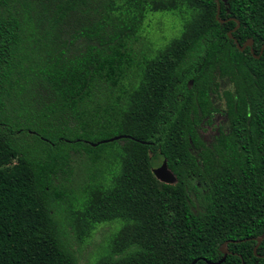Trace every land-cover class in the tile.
Returning <instances> with one entry per match:
<instances>
[{
  "label": "trees",
  "instance_id": "trees-1",
  "mask_svg": "<svg viewBox=\"0 0 264 264\" xmlns=\"http://www.w3.org/2000/svg\"><path fill=\"white\" fill-rule=\"evenodd\" d=\"M89 2H55L48 28ZM34 3L0 0V264H79L74 245L107 225L93 264H208L223 246L237 255L221 264H264V0H107L85 36L123 25L68 65L39 53L52 32L30 28ZM155 14L181 29L135 64L129 41ZM97 81L115 92L103 114L83 109ZM74 155L97 171L80 197ZM164 161L175 184L153 173Z\"/></svg>",
  "mask_w": 264,
  "mask_h": 264
},
{
  "label": "rangeland",
  "instance_id": "rangeland-1",
  "mask_svg": "<svg viewBox=\"0 0 264 264\" xmlns=\"http://www.w3.org/2000/svg\"><path fill=\"white\" fill-rule=\"evenodd\" d=\"M60 1L63 0H35L34 5L36 8L30 13V28L35 33L46 36L47 31L52 32L48 36V45L39 51L43 58L61 59L62 63L66 65L77 63L89 54V46L96 45L100 48V41L111 44L119 28L123 25L122 21L115 19L103 29L100 40L98 39L95 42L90 41L85 36L84 31L88 27L99 24L100 20L104 17L107 3V0H90L89 6H80L69 15L66 22L60 24L59 28L55 30L50 29L47 26L50 12L54 8V3ZM180 29L181 21L175 15H149L139 33L129 41V47L132 48L135 58L134 63L138 64L145 55L153 54L158 47H161L172 37L176 36ZM136 72L137 66L130 73V80L136 79ZM115 102L113 88L107 83L97 81L94 83L90 98L83 103V109L103 114L104 110H110V107ZM74 124L73 122L72 125ZM214 133L215 130L212 127H207L203 132L204 139L209 141ZM102 141L104 140L99 142ZM100 150L105 151V149ZM72 165L73 175L70 180V188L75 197H80L83 195L85 185L89 183L97 171L93 169L91 160L79 155L73 156ZM112 231L113 228L110 225L100 227L93 239L81 248V252L79 246L75 244L74 248L78 250L79 264H93L95 256L106 241V237Z\"/></svg>",
  "mask_w": 264,
  "mask_h": 264
},
{
  "label": "water",
  "instance_id": "water-1",
  "mask_svg": "<svg viewBox=\"0 0 264 264\" xmlns=\"http://www.w3.org/2000/svg\"><path fill=\"white\" fill-rule=\"evenodd\" d=\"M217 1L219 2V0H217ZM219 14H220V5H218L217 19L219 20L220 23H224L225 22L224 20L219 19ZM238 28H239V23H238V26L234 30H237ZM229 37L231 39L235 40L236 45H237V47L239 48V50L241 52L244 51L248 47L253 52V43H252V41L249 40L244 46H241L239 44V42L233 37L232 32H229ZM263 51H264V47H263V50L261 51V54L259 56H256V58H260L262 53H263ZM121 139H131V137L130 136L121 135V136L113 137V138L108 139V140H104V141L99 142L97 144L91 143V145L93 147H97L100 144L113 143V142L119 141ZM153 173H154L155 177L162 183L175 184L177 182V179H176L175 175L173 174V172L168 167L167 161H164L159 167L155 168ZM257 241H258V244H257V246L255 248V252L257 251L258 247L260 246V244L262 242V239L258 238ZM240 242L241 241H238V243H240ZM223 251H224V253H227V250H225V246H224ZM215 264H221V262L215 263Z\"/></svg>",
  "mask_w": 264,
  "mask_h": 264
},
{
  "label": "flooded vegetation",
  "instance_id": "flooded-vegetation-1",
  "mask_svg": "<svg viewBox=\"0 0 264 264\" xmlns=\"http://www.w3.org/2000/svg\"><path fill=\"white\" fill-rule=\"evenodd\" d=\"M231 242H233V243H238V241H231ZM222 249H224V246H223ZM254 251H255V250H254ZM255 253H256V252H255ZM229 255H237V254H236V253H233V252H230V251H227V253H224V254H223V259H222V260H220V261H218V262H210V261H207V263H208V264H215V263H219V262L223 263ZM243 264H245V263H243Z\"/></svg>",
  "mask_w": 264,
  "mask_h": 264
}]
</instances>
